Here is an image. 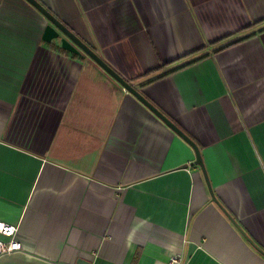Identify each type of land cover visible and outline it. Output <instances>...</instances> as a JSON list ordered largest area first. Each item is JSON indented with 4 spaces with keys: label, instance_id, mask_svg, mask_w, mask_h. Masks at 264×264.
I'll list each match as a JSON object with an SVG mask.
<instances>
[{
    "label": "crops",
    "instance_id": "1",
    "mask_svg": "<svg viewBox=\"0 0 264 264\" xmlns=\"http://www.w3.org/2000/svg\"><path fill=\"white\" fill-rule=\"evenodd\" d=\"M179 127L0 0V264H264V0H38ZM66 50V52L61 49ZM157 76L145 80L150 75ZM0 239L6 237L0 235Z\"/></svg>",
    "mask_w": 264,
    "mask_h": 264
},
{
    "label": "water",
    "instance_id": "2",
    "mask_svg": "<svg viewBox=\"0 0 264 264\" xmlns=\"http://www.w3.org/2000/svg\"><path fill=\"white\" fill-rule=\"evenodd\" d=\"M26 1L30 5H32L47 20V24L45 25L42 33L43 40L51 41L53 38H59L62 48L72 52H76V53L82 52L86 54L90 59H92L95 63H97L102 69H104L112 78H114L123 87L124 90L132 94L138 101H140L144 106H146L152 113H154L161 121H163L170 129H172L175 133H177V135H179L185 142H187L192 147L195 156L193 163L198 165L202 170V173L208 185V189L211 195V200L217 203V200L212 192V188L210 187V184L208 182L204 163L200 151L198 149V146L166 115H164L157 107L153 106V104L148 99H146V97L141 92H139V90L137 89V85L139 83L141 84L143 81L139 80L138 82L133 83L125 79L120 73H118V71L112 68L103 59L101 55H98V53H96L86 42H84L70 28H68L62 21H60L49 9H47L42 3H40V1L38 0H26ZM262 28H264V23L252 29H249L231 39H228L227 41H224L223 43L217 45L216 47L209 48L206 51H203L202 53L192 58L181 61L176 65H174V67L180 66L181 64H184L198 56L205 55L206 53H210L216 48H220L221 46L227 45L235 40L245 37L246 35L252 34ZM160 73L161 72L150 75L145 80L150 78L153 79V77L157 76Z\"/></svg>",
    "mask_w": 264,
    "mask_h": 264
},
{
    "label": "built area",
    "instance_id": "3",
    "mask_svg": "<svg viewBox=\"0 0 264 264\" xmlns=\"http://www.w3.org/2000/svg\"><path fill=\"white\" fill-rule=\"evenodd\" d=\"M17 226L0 221V235L6 239H0V253L21 250L22 243L16 238ZM165 264H186L184 259L175 253L169 255Z\"/></svg>",
    "mask_w": 264,
    "mask_h": 264
},
{
    "label": "trees",
    "instance_id": "4",
    "mask_svg": "<svg viewBox=\"0 0 264 264\" xmlns=\"http://www.w3.org/2000/svg\"><path fill=\"white\" fill-rule=\"evenodd\" d=\"M242 38H240V39H238V40H235V41H233V42H231V43H234V42H237V41H239V40H241ZM94 51H95V49L93 48V47H91ZM61 49V48H60ZM62 51H64V52H66V50H64V49H61Z\"/></svg>",
    "mask_w": 264,
    "mask_h": 264
}]
</instances>
